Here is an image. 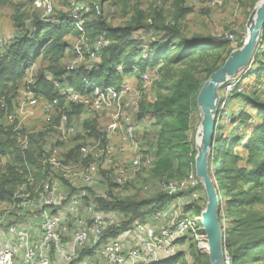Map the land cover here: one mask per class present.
Instances as JSON below:
<instances>
[{
  "label": "rangeland",
  "instance_id": "rangeland-1",
  "mask_svg": "<svg viewBox=\"0 0 264 264\" xmlns=\"http://www.w3.org/2000/svg\"><path fill=\"white\" fill-rule=\"evenodd\" d=\"M53 1L55 5L53 16L58 18L61 14L69 11L70 4L74 0ZM75 1L90 2L89 10H85L82 14L84 22L96 23L104 21L108 26L117 28L135 24L137 19L141 18L140 21L145 27L135 30L133 38L140 41L145 49H147V44L151 41L159 42L160 45L165 44L167 52L166 61L160 67L151 70L149 82L143 83L140 79L132 76H127L123 82L124 87L128 85L131 89L135 88L139 91L138 107L129 106L125 109V113L134 120H141L136 136L138 140L137 152L142 157V166L137 169H130L127 172V179L122 185L114 182V176L118 173L115 167L102 169L96 182L92 185H86L82 180L85 161L80 162V160L68 159L62 160V162H64V166H68L75 180V185L69 182L62 170L54 171L49 169L50 172L47 178L44 179L59 180L64 191L69 193L70 191L86 190L88 195L84 197V204H88L90 201L95 202L110 217L109 220L113 221L110 227L112 231L118 230L117 233L113 234L110 231L108 235L117 236L120 233L125 234L129 231V227L123 228L124 225L121 227L122 224H125L130 219L145 218L151 213V210L156 209L158 203L154 206L155 203L152 201L159 195L166 193L162 188L164 180L180 179L187 176L190 172L196 171L195 151L197 155V137L202 120V112L197 102L192 106L188 130L186 131L169 129L171 123L177 126L185 125L184 117L180 115H175V118L159 116L156 120L151 117V114H146L141 118L143 110L145 111V107L150 106L149 108H151V105L161 94H169L173 84L184 71L191 72L201 84H204L209 78L211 71L222 66L229 55L227 52L220 53L218 50L213 49L214 45L212 43L210 45L212 46L211 49L194 53L192 50H187L185 43L193 40L201 41L205 37L211 38L212 41L220 38L226 39L227 34L234 33L237 41L231 43V47L233 49L240 48V42H244L248 32V18L261 0H219V2H214V0H185L180 8L177 5L178 0ZM184 10L188 11L184 13ZM20 14L24 15L26 26L29 29L33 27L36 20L42 18V13L36 9L34 0H0V37L6 38L9 43L17 36L14 16ZM153 22L162 25V27L175 25V28L180 30V34L169 42L164 41L165 32L158 30L155 25H152ZM89 33L86 32L90 37H88L89 41H92L91 30H89ZM89 41L82 45L85 52L87 47L91 46ZM67 42L69 43V51L65 58L59 61H52L43 56L39 57L36 64L27 71V76L17 83L15 98L17 100L18 97L20 98L17 107H22V112L16 113L15 122L10 124L7 116H5L6 114H0V128L3 129V132L0 131V181L4 180V172L8 171V166L19 167V160L17 159L21 151L30 150L37 155L44 143L50 146L58 141L60 156L66 155L78 145L99 140L100 135H90L91 133L89 132H92L91 128H97L96 130L100 133L109 121L106 113L87 116L80 111V114L76 115L73 120L76 132L60 141L57 131L55 132L52 128L45 126L43 122V99L37 97V103L34 106L29 105L28 98L31 93H35L33 87L41 74H46L52 78L57 72L67 70V66L70 64H75L78 68L81 66L91 68L100 61L92 59L86 54L81 56L76 54L74 47L81 43L79 37H68ZM205 46L208 45L206 44ZM2 47L0 46V50L4 49ZM178 55L181 57L175 60ZM250 75L252 73L248 74L247 77ZM263 75L264 72L260 76L254 77V79L245 81L243 94L257 93L261 96V100L264 101ZM241 96L244 99V103L235 104L232 108L235 109L243 105L241 111L255 112L245 101V96ZM225 120L227 123H225L226 125L221 129L218 136L227 137L232 142L235 138L240 139V143L235 146L234 151L239 157V166L246 167L248 154L242 144L246 142L251 134V130L249 131L250 126L255 123L249 121L245 124L232 125L230 122L231 118L227 117ZM10 131L12 132L11 135L5 134ZM25 140H28L27 149L22 147ZM119 145L117 143V146ZM118 157H124L126 161H131L130 159L133 156L130 153H124L123 156L119 154ZM39 158L41 159L42 157ZM214 159L216 157L214 158L213 155H210L208 168L220 195L219 217L225 246L229 238H232V240L246 238L248 233L237 234L238 226L236 221L239 218H244L249 212L253 211L264 215V192L259 193L260 202L240 204L239 201L244 196L241 194V190L250 191L248 184H241L242 186L239 189L233 187V183L226 178V175L216 169L218 162ZM30 173L34 174L35 170L30 169ZM18 182L8 185V188L17 190L20 185H16ZM25 182L26 180L23 178L21 183ZM40 182H35L37 184L36 187L40 186ZM195 191L198 194L195 199L190 196L191 191H179V196L175 200L168 202L169 205H177L181 210H183L184 205H191L188 206L186 211L193 221L198 218L199 214L202 215L208 202L206 190L202 183ZM98 195H105V197ZM118 203L120 204L117 206L116 204ZM131 203L136 204V206L130 210L129 214H126L121 209L122 204ZM113 205H116V207ZM10 207V202H0V216ZM84 209L82 207L81 212H84ZM36 214V212H32V216ZM29 218L32 219L31 216ZM9 220L12 219L8 218L7 222ZM72 220H74V217L70 216L68 222L70 223ZM193 228L197 229V231L192 229L194 231H191L185 239L184 244L180 248L182 255L176 264L210 263L208 240L204 229L203 227H198V225H193ZM127 238L131 239V237ZM87 254L94 260H99V264H106L94 250L82 251L79 261L83 260L82 258ZM251 256L256 257L252 258ZM246 260L249 264H264V252L251 250L247 254Z\"/></svg>",
  "mask_w": 264,
  "mask_h": 264
},
{
  "label": "built area",
  "instance_id": "built-area-1",
  "mask_svg": "<svg viewBox=\"0 0 264 264\" xmlns=\"http://www.w3.org/2000/svg\"><path fill=\"white\" fill-rule=\"evenodd\" d=\"M34 5L41 11L44 21L55 23L57 19L53 16L55 10L53 0H34ZM89 5L88 1L74 0L67 13L75 21L80 33L81 43L74 47L76 54L79 56L86 54L92 59L99 60V54L107 44L103 37L90 43L91 46L87 47L86 52L82 46L89 41L82 15L85 10H89ZM226 39L231 43L237 41L234 33L227 34ZM261 43L262 39L259 47ZM8 44L6 38L0 37V46ZM251 67L252 64L240 70L222 85L220 107H224L229 98L236 93L245 91V78L251 73ZM77 69L75 64L67 66L69 72ZM150 72L142 74L139 79L143 83L149 82ZM52 81L58 91L65 96L64 107L81 105L83 115L106 113L109 117L107 125L101 131L105 142L99 139L85 143L79 148V160L85 161V170L82 174L84 183L94 184L102 169L115 167L118 173L114 176V182L118 185L124 184L127 172L142 166V157L137 152L136 136L140 120H134L125 113L129 106L138 107L139 91L123 85L121 88H97L93 92L82 94L61 87L55 79ZM28 100L29 105L34 106L37 103V96L31 93ZM43 101L42 118L45 126L57 131L60 141L74 134L76 132L74 119L71 120L67 113L62 112L59 100ZM20 112L22 107L18 106L16 113ZM15 119V113L7 115L10 124L14 123ZM117 143L120 145L117 146ZM22 147L28 148V140L23 142ZM124 153L133 156L131 161L118 157ZM41 160L44 165L49 163L54 171L62 170L69 182L75 185L68 166H64L62 162L67 160V157L65 154L60 156L58 141L50 146L43 144ZM35 182V177L30 175L25 183L20 184L14 192L10 209L0 216V264H99V260H94L89 254L79 261L81 252L85 250L96 251L106 264H160L180 252L182 247L180 241L185 240L191 231L195 230L193 225L202 220V217H198L193 221L184 208L181 210L173 204L145 219L135 220L125 234L109 236L108 231L113 221L109 220L110 217L99 209L95 202L84 204V197L88 195L86 190L69 193L64 191L59 180L43 179L38 187ZM201 183L196 171H192L180 179L164 180L162 188L169 195L178 194L179 191H191L190 196L195 199L198 196L195 190ZM82 207L85 208L84 212H81ZM32 212L37 214L32 216ZM70 216L74 217V220L70 221L71 224L68 222ZM8 218L12 220L7 222ZM126 235L131 239L129 240ZM224 264H233V259L225 248Z\"/></svg>",
  "mask_w": 264,
  "mask_h": 264
},
{
  "label": "trees",
  "instance_id": "trees-1",
  "mask_svg": "<svg viewBox=\"0 0 264 264\" xmlns=\"http://www.w3.org/2000/svg\"><path fill=\"white\" fill-rule=\"evenodd\" d=\"M184 1L178 0L177 5L179 8L183 5ZM182 9L184 8L182 7ZM187 11L184 10V13ZM56 19L55 23H50L39 18L34 22L33 27L29 29L26 26V19L23 14L14 16L17 36L11 43L4 46L3 50H0V114L4 113V115L6 114L5 116L12 113L16 114L18 100L15 98V91L17 83L27 76V71L36 64L39 57L43 56L52 61H59L65 58L69 51L67 38L79 37L80 33L75 26V21L69 16V13L61 14ZM140 20L141 18L137 19L135 24L117 28L108 26L104 21L96 23L84 22L86 32L89 33V30L92 32V41L89 42L92 43L99 37H103L107 41L106 46L103 47L99 54L100 61L98 64L91 68L81 66L74 72L67 70L57 72L52 78L46 74H41L34 84V94L43 100L53 101L54 99H58L62 112L67 113L70 119L73 120L76 115L80 114V111L82 112V106L64 107L65 96L58 91L52 79L57 80L63 88H70L84 94L93 92L97 88H121L127 76L139 79L147 71L160 67L167 59L165 44L160 45L159 42L151 41L147 44V49L143 48L141 42L133 38L135 30L145 27ZM152 25H155L158 30L165 32L163 40L167 42L175 39L180 34V30L175 28V25L162 27V25L156 22H153ZM86 36L87 38L89 37L88 34ZM263 42L264 32L262 45ZM211 43L214 45L213 49L218 50L220 53L227 52L230 55L234 50L231 47V41L228 39L220 38L212 41L209 37H205L201 41L193 40L189 43L187 42L185 43V47H187L188 51L192 50L194 53H200L211 49ZM203 44H207L208 46ZM240 45H243L242 41ZM261 46L256 52L254 63H252L254 68L251 67V73L256 77L264 72V49ZM180 57L178 55L175 60ZM218 68L211 71L210 75ZM202 86L203 84L191 72L184 71L173 84L170 89L171 92L169 94H161L151 105V108H149L150 106L145 107L141 118L146 114H151V117L156 120L159 116L175 118V115H180L184 117L185 125L177 126L171 123L169 129L188 130L192 106L197 102V96ZM235 95L245 96V101L255 111L253 113L241 111L237 115L230 116L232 123L236 125L245 124L249 121L255 123L250 126L249 131L251 130V134L248 136L246 142L242 144L248 154L246 167L239 166V157L234 151L235 146L240 143V139L235 138L232 142L227 137H219L220 129L218 128L215 131V141L211 155L214 158L216 157L214 160L218 162L216 169L226 175V178L233 183V187L239 189L242 186L241 184H248L250 191L245 192L241 190V194L244 196L239 202L240 204H249L260 202L261 197L259 193L264 192V101L261 100V96L257 93H236ZM96 129L92 127V132H89L91 133L90 135H100V139L105 142L103 134L100 131L98 133ZM0 131L3 132V129L0 128ZM11 133L10 131L5 134L11 135ZM80 147L81 145L72 148L66 154L67 160L73 159L78 161L80 159ZM42 155L43 146L37 155L30 150L20 152L17 159L19 160V167L8 166V171L4 172V180L0 181V202H11L13 200L16 190H11L8 188V185L19 181L16 183L18 186L22 184L23 178L27 181L30 175L35 177L37 183L47 178L50 172L49 169L52 170V167L49 163L43 164L39 158ZM30 169H34L35 173L31 174ZM178 196L179 194L169 195L166 193L159 195L152 201L155 203L154 206L156 203H158V206L156 209L151 210V213L146 217L164 209L169 205L168 202L175 200ZM119 204L116 205L118 206ZM116 205L113 206L116 207ZM135 206L136 204L134 203L122 204L121 209L126 214H129L130 210ZM188 206L191 205L184 206L185 212H187ZM198 217L201 218L202 216L199 214ZM135 220L130 219L125 224H122L121 227L123 225V228L129 227ZM236 223L238 235L242 233L248 234L246 238H240L239 240L227 239L224 248L231 255L233 264H249L246 262V258L251 250L264 252V215L256 211L249 212L244 218H239ZM197 225L200 228L203 227L200 221L197 222ZM110 231L112 229L108 232ZM115 232L117 233L118 230H113L111 234ZM180 242L184 244L185 240L183 239ZM181 255V252H179L160 264H176ZM251 257L254 258L256 256ZM207 264L210 263L208 262Z\"/></svg>",
  "mask_w": 264,
  "mask_h": 264
},
{
  "label": "water",
  "instance_id": "water-1",
  "mask_svg": "<svg viewBox=\"0 0 264 264\" xmlns=\"http://www.w3.org/2000/svg\"><path fill=\"white\" fill-rule=\"evenodd\" d=\"M248 33L243 45L234 49L224 64L214 71L204 82L198 96L197 104L202 112V144L197 147L196 173L201 179L207 194V205L202 212V223L208 240V252L211 264H224V242L219 218L220 210L218 190L208 168L209 157L215 141L220 88L231 77L253 63L260 40L264 32V1L258 3L251 12L248 22Z\"/></svg>",
  "mask_w": 264,
  "mask_h": 264
},
{
  "label": "crops",
  "instance_id": "crops-1",
  "mask_svg": "<svg viewBox=\"0 0 264 264\" xmlns=\"http://www.w3.org/2000/svg\"><path fill=\"white\" fill-rule=\"evenodd\" d=\"M263 44H264V42H263ZM261 48L264 49L263 45L261 46ZM254 77H256V76L254 74H252L249 77H247L245 81H247L249 79H254ZM262 80L264 81V75L262 76ZM241 103H244V99L242 98V96L241 95H239V96L234 95V96L229 98V100L227 101V104L224 107L218 106L216 128L220 129V132H221V129H223L224 125H226L225 123H227L225 119L227 117L230 118V116L237 115L243 109V105L239 106L235 109H233L232 106L235 104L240 105ZM230 122L232 123V121H230ZM232 125H236V124L232 123Z\"/></svg>",
  "mask_w": 264,
  "mask_h": 264
},
{
  "label": "bare ground",
  "instance_id": "bare-ground-1",
  "mask_svg": "<svg viewBox=\"0 0 264 264\" xmlns=\"http://www.w3.org/2000/svg\"><path fill=\"white\" fill-rule=\"evenodd\" d=\"M262 1H264V0H261L260 2H259V4L260 3H262ZM248 30V29H247ZM248 33V32H247ZM201 144H202V128L200 127V129H199V133H198V137H197V147L199 148L200 146H201Z\"/></svg>",
  "mask_w": 264,
  "mask_h": 264
}]
</instances>
